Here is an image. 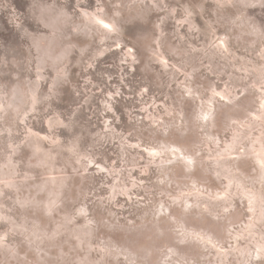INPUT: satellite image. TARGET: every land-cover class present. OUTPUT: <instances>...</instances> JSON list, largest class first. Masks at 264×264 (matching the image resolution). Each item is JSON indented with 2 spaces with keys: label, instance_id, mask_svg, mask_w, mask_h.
Instances as JSON below:
<instances>
[{
  "label": "rangeland",
  "instance_id": "1",
  "mask_svg": "<svg viewBox=\"0 0 264 264\" xmlns=\"http://www.w3.org/2000/svg\"><path fill=\"white\" fill-rule=\"evenodd\" d=\"M0 264H264V0H0Z\"/></svg>",
  "mask_w": 264,
  "mask_h": 264
},
{
  "label": "snow or ice",
  "instance_id": "2",
  "mask_svg": "<svg viewBox=\"0 0 264 264\" xmlns=\"http://www.w3.org/2000/svg\"><path fill=\"white\" fill-rule=\"evenodd\" d=\"M107 27V25H105Z\"/></svg>",
  "mask_w": 264,
  "mask_h": 264
}]
</instances>
